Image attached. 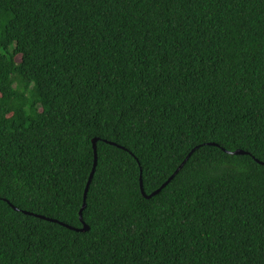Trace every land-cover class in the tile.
Segmentation results:
<instances>
[{
	"label": "trees",
	"instance_id": "16d2710c",
	"mask_svg": "<svg viewBox=\"0 0 264 264\" xmlns=\"http://www.w3.org/2000/svg\"><path fill=\"white\" fill-rule=\"evenodd\" d=\"M256 161L264 0H0V264H264Z\"/></svg>",
	"mask_w": 264,
	"mask_h": 264
},
{
	"label": "water",
	"instance_id": "95a60500",
	"mask_svg": "<svg viewBox=\"0 0 264 264\" xmlns=\"http://www.w3.org/2000/svg\"><path fill=\"white\" fill-rule=\"evenodd\" d=\"M96 141L97 140H94L93 141V151H94V164H93V168H92V171H91V173H90V176H89V178H88V182H87V185H86V187H85V191H84V203H83V206H82V208H81V210H80V212H79V218H80V221L82 222V225H83V228L82 229H75V228H72V227H69V226H67V225H65V224H63V223H59V222H57L56 220H52V219H48V218H45V217H43V216H40V215H34V214H30V213H27V212H23V214L24 215H29V216H34V217H36V218H40V219H43V220H47V221H49V222H52V223H58V224H60L61 226H63V227H65V228H67V229H69V230H71V231H74V232H87L88 231V227H87V225L83 222V219H82V212H83V210L85 209V206H86V203H85V201H86V195H87V192H88V189H89V186H90V183H91V181H92V178H93V175H94V173H95V168H96V164H97V152H96ZM209 145H212V146H216V145H214V144H209ZM196 149H198V147L197 148H195L194 150H192V152L186 157V159L182 162V164L177 168V170L174 172V174L167 180V182L159 189V190H157L156 192H154V193H152V194H150V195H146V193H145V191H144V189H143V186H142V181L140 180V192H141V194H142V196H143V198H145V199H150V198H152V197H154V196H156V195H158L159 193H160V191L162 190V189H164L174 178H175V176L176 175H178V173L182 170V168L184 167V165H185V163L188 161V159L191 157V155L193 154V152L196 150ZM229 154H232V155H235V156H243V155H247V153H245V152H243V151H240V150H237V151H234V152H232V153H229ZM258 164H260V165H264V163H262V162H259V161H256ZM9 206L14 210V211H16V212H20L18 209H16L15 207H13L11 204H9Z\"/></svg>",
	"mask_w": 264,
	"mask_h": 264
}]
</instances>
